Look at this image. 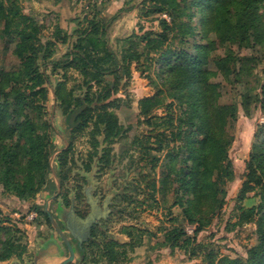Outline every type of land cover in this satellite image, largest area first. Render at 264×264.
I'll use <instances>...</instances> for the list:
<instances>
[{
	"label": "rangeland",
	"instance_id": "1",
	"mask_svg": "<svg viewBox=\"0 0 264 264\" xmlns=\"http://www.w3.org/2000/svg\"><path fill=\"white\" fill-rule=\"evenodd\" d=\"M3 3L0 77L3 72H18L22 63L17 55L18 35L4 33L8 6L11 15L18 11L34 21L39 61L44 58L48 62L40 71L50 76L51 84L33 89L30 83L25 94L27 104L14 121L29 116L38 132H46L47 142L54 144L49 158L51 172L46 180H53L56 189L50 194L43 187L36 196L23 198L6 188L0 178V220L12 228V234L23 246L18 254L0 260V264H38L37 258L47 252L67 250L57 241L58 221L65 226L72 209L86 214L95 200L105 205L109 214L95 223L86 244L81 246L84 256L77 252L76 260L70 264H201L208 253L216 254L218 259L245 258L249 248L257 244V224L263 219L260 214L253 221L241 223V207L256 208L260 199L253 191L242 200L238 196L256 132L264 123V113L256 99L264 84V47L253 37L249 45L228 41V30L222 38L216 32L202 33L193 41L194 46H212L210 55L233 59L236 67L228 65L227 73L213 62L206 63L204 69L211 73L210 82L215 87L213 103L235 104L238 108L229 147L231 177L220 194L224 198L223 207L211 223L196 233L199 223L189 222L182 206L174 204L176 186L169 189L162 186L169 173L183 174V166L193 163L187 160L189 153L185 148L178 150L183 142L172 137V132L182 127L183 106L171 84L162 81L166 71L150 68L143 59L131 63L127 60L117 77L99 76L80 67L78 62L65 67L53 65L60 61L65 64L70 52L89 35L105 38L120 59L141 54L142 37L160 33L162 20H170L168 13H159L154 0H3ZM204 22L201 19L197 25L201 27ZM191 51L196 54L200 50ZM6 81L5 90L9 92L14 83ZM61 83L66 88L63 95L66 99L56 95ZM42 88L45 92L38 91ZM19 92L17 87L11 96L1 95L0 102L14 110ZM80 95L85 98L89 118L76 131L67 132L65 111L78 105L76 99ZM151 96L160 98V103L150 115L143 116L140 101ZM106 112L117 120L108 124L103 116ZM11 140L15 145L19 141L17 135ZM26 142L21 141V149L14 151L27 155ZM16 177L24 180V173L19 170ZM47 209L55 221L48 218ZM64 234L70 236L69 232ZM177 237L180 244L188 239L193 242L173 248ZM199 244L204 247L193 254ZM138 253L141 259L135 262ZM114 254L117 258L110 263L109 256Z\"/></svg>",
	"mask_w": 264,
	"mask_h": 264
},
{
	"label": "trees",
	"instance_id": "2",
	"mask_svg": "<svg viewBox=\"0 0 264 264\" xmlns=\"http://www.w3.org/2000/svg\"><path fill=\"white\" fill-rule=\"evenodd\" d=\"M159 5V13H168L170 20L163 19V30L160 33H147L144 41V52L129 54L120 59L115 51L108 45V41L99 35H89L85 41L75 46L65 60L55 62L54 67H65L72 62H78L80 67L90 69L99 76L115 75L124 67L127 60L131 63L135 59H143L150 68L159 67L166 71L164 79L170 83L173 92L178 95L182 107V127L172 132L173 140L183 142L188 151V161L192 164L183 166V174L169 173L162 181V186L169 189L176 186V202L182 206L186 219L191 223H199L196 233L211 223L217 212L223 207L224 198L220 194L231 177L229 147L233 141L232 128L237 121L238 108L235 104L217 105L213 103L215 87L210 82L211 73L204 69L206 63L213 62L218 69L229 72L236 64L233 59L220 55H210L213 47L196 44L193 41L202 33L206 35L216 32L222 38L223 32L228 30V41L249 45L251 38L264 47V0H154ZM5 7L0 0V9ZM4 15V33L19 37L17 55L21 60L18 72H3L0 77L1 95L11 96L18 87L20 92L16 96L15 109L0 102V178L4 180L5 187L23 198H32L44 187L50 194L54 193L56 183L46 180L47 173L51 172L49 158L54 144L48 143L47 133H39L34 122L26 115L24 119H16L22 115L28 96L26 92L30 83L31 88L43 87L51 84V78L40 67L47 66L46 60L39 61L40 46L36 44L37 28L34 21L20 12L10 14L11 7ZM201 19L204 25H197ZM200 50L194 54L191 49ZM232 61V63H228ZM163 71V72H164ZM125 72L130 70L126 67ZM7 79L13 81L11 91L7 92L5 86ZM9 85V84H8ZM45 92L44 88L38 90ZM59 99L66 88L61 83L56 88ZM82 95L76 99L78 105L68 107L65 111V129L74 132L82 126L83 121L89 118L90 113ZM264 113V84L261 85L260 94L256 95ZM160 98L145 97L140 101V114L148 116L157 108ZM106 122L110 124L117 120L112 113L106 112ZM17 135L19 141L15 145L11 140ZM203 136L202 138H200ZM21 141L26 142L28 153L18 154ZM201 145V146H200ZM169 147V144L167 145ZM17 148L18 151H14ZM21 166L23 168L21 169ZM24 173V180L17 179L18 171ZM239 200L245 198L249 192H255L260 203L255 208L241 207L240 222L253 221L255 216L262 214L263 219L257 224V244L249 248L245 258L231 259L223 257L218 259L216 254H207L206 261L201 264H264V123L256 132L252 153L246 167ZM59 175V173H58ZM46 185V186H44ZM155 188L156 185L154 184ZM187 203V205H185ZM1 213V211H0ZM3 233L4 236H1ZM181 235V234H180ZM168 236V235H167ZM169 241V238L166 237ZM179 237L175 238L173 248L182 247L183 244L193 242L191 239L180 244ZM170 242V241H169ZM199 246V248H198ZM192 253L204 246L199 244ZM19 238L12 234V228L4 226L0 220V260H8L22 249ZM207 249V247H205ZM113 249H111L112 251ZM77 251L84 256V249L78 246ZM117 256L110 255V263Z\"/></svg>",
	"mask_w": 264,
	"mask_h": 264
},
{
	"label": "water",
	"instance_id": "3",
	"mask_svg": "<svg viewBox=\"0 0 264 264\" xmlns=\"http://www.w3.org/2000/svg\"><path fill=\"white\" fill-rule=\"evenodd\" d=\"M91 204H92V211L85 218L78 216L74 209H72L69 212V214L66 216L64 225H66L67 229L70 231L69 233L72 236L71 239L68 238L59 227H57V230L59 231V234L63 238L66 247L68 249V256L64 258L60 264H70L76 260V253L78 251H77V245L76 246L73 245L74 242H76L78 246L81 248L82 242H84V240L90 237V230L92 225L97 223V221L101 218L100 217L101 215L99 213V207L93 201H91ZM47 213L50 219L52 221H55L54 217L52 216L51 212L48 209H47ZM62 249L63 248H59L58 250H56V252H62L63 251ZM46 254H51V253L47 252Z\"/></svg>",
	"mask_w": 264,
	"mask_h": 264
},
{
	"label": "flooded vegetation",
	"instance_id": "4",
	"mask_svg": "<svg viewBox=\"0 0 264 264\" xmlns=\"http://www.w3.org/2000/svg\"><path fill=\"white\" fill-rule=\"evenodd\" d=\"M93 202H95L96 203V205L99 207V213H100V217L101 218H103V217H106V216H108V214H109V210H108V208L105 206V205H100L99 204V202L98 201H93ZM91 211H92V204H91V207H90V210H89V212H87L86 214H83V213H80V212H78L77 210H75V212H76V214L78 215V216H80V217H82V218H85L86 216H88L90 213H91ZM53 216V215H52ZM54 217V216H53ZM48 218L50 219V217H49V215H48ZM51 220V219H50ZM100 220V219H99ZM99 220L97 221V222H99ZM58 224L60 225L59 226V228L63 231V233L64 232H70L68 229H67V227H66V225L65 226H62V223H60L59 221H58ZM95 224H93L92 225V227H91V230H90V235H91V232H92V228H93V226H94ZM66 229H65V228ZM65 229V230H64ZM57 233H58V240L57 241H59L58 243L60 244V245H65V247H66V244H65V242H64V240H63V238L61 237V235L59 234V231L57 230ZM70 234V233H69ZM67 237H69L70 239H71V234H70V236L69 235H66ZM89 238V237H88ZM88 238L86 239V240H84V242H82V245H85L86 244V242H87V240H88ZM81 245V246H82ZM66 249H67V247H66ZM68 250V249H67Z\"/></svg>",
	"mask_w": 264,
	"mask_h": 264
},
{
	"label": "crops",
	"instance_id": "5",
	"mask_svg": "<svg viewBox=\"0 0 264 264\" xmlns=\"http://www.w3.org/2000/svg\"><path fill=\"white\" fill-rule=\"evenodd\" d=\"M64 250L62 252L54 251L51 254H45L42 255L41 257H38V264H60L61 261L68 256V250L65 251ZM140 259L141 257H139V253H138V258L134 259V261L138 262L140 261ZM131 264H135V263H131Z\"/></svg>",
	"mask_w": 264,
	"mask_h": 264
}]
</instances>
